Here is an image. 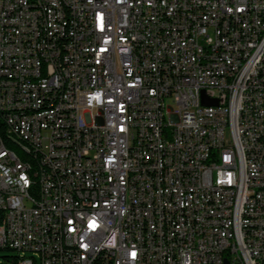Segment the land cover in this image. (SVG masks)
<instances>
[{
	"label": "built area",
	"instance_id": "built-area-1",
	"mask_svg": "<svg viewBox=\"0 0 264 264\" xmlns=\"http://www.w3.org/2000/svg\"><path fill=\"white\" fill-rule=\"evenodd\" d=\"M6 106L19 264H264V0H0Z\"/></svg>",
	"mask_w": 264,
	"mask_h": 264
},
{
	"label": "bare ground",
	"instance_id": "bare-ground-1",
	"mask_svg": "<svg viewBox=\"0 0 264 264\" xmlns=\"http://www.w3.org/2000/svg\"><path fill=\"white\" fill-rule=\"evenodd\" d=\"M36 31H44V22H36ZM54 53H62V42H54ZM51 73V61L49 57H42V63H40V76H49ZM61 86H69V79H61ZM3 114L18 115L20 114V107L6 106L0 107ZM41 110H53V103H32L30 104V112H41ZM7 132L12 139L13 151L19 156H27V149L22 147L21 142H15V137L10 134V128H7ZM1 143L5 144L3 141ZM165 264H172V262H165Z\"/></svg>",
	"mask_w": 264,
	"mask_h": 264
},
{
	"label": "trees",
	"instance_id": "trees-1",
	"mask_svg": "<svg viewBox=\"0 0 264 264\" xmlns=\"http://www.w3.org/2000/svg\"><path fill=\"white\" fill-rule=\"evenodd\" d=\"M0 114H3L1 110H0ZM0 140L3 141L7 145H12V139L10 138V135L7 132V128H5V125L3 123V118L1 117V115H0ZM0 250L10 252L15 249L12 247H9L8 245H3V246H0ZM2 258L6 261H10L13 264H19V254L18 255H7L6 254V255H3Z\"/></svg>",
	"mask_w": 264,
	"mask_h": 264
},
{
	"label": "water",
	"instance_id": "water-1",
	"mask_svg": "<svg viewBox=\"0 0 264 264\" xmlns=\"http://www.w3.org/2000/svg\"><path fill=\"white\" fill-rule=\"evenodd\" d=\"M217 99L211 98L205 95V93L201 92V104L202 105H216ZM224 264H229L228 261L224 260Z\"/></svg>",
	"mask_w": 264,
	"mask_h": 264
},
{
	"label": "rangeland",
	"instance_id": "rangeland-1",
	"mask_svg": "<svg viewBox=\"0 0 264 264\" xmlns=\"http://www.w3.org/2000/svg\"><path fill=\"white\" fill-rule=\"evenodd\" d=\"M18 255V252L15 250H12L10 252L4 251V250H0V264H13L10 261H6L2 258L3 255Z\"/></svg>",
	"mask_w": 264,
	"mask_h": 264
}]
</instances>
